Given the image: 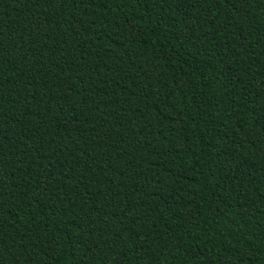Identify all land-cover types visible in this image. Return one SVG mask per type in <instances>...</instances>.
Here are the masks:
<instances>
[{"label":"trees","instance_id":"16d2710c","mask_svg":"<svg viewBox=\"0 0 264 264\" xmlns=\"http://www.w3.org/2000/svg\"><path fill=\"white\" fill-rule=\"evenodd\" d=\"M0 264H264V0H0Z\"/></svg>","mask_w":264,"mask_h":264}]
</instances>
